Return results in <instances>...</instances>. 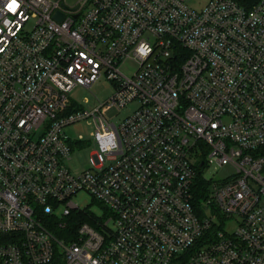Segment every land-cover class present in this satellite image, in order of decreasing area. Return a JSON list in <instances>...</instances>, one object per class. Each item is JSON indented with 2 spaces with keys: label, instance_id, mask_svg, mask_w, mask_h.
Here are the masks:
<instances>
[{
  "label": "built area",
  "instance_id": "obj_1",
  "mask_svg": "<svg viewBox=\"0 0 264 264\" xmlns=\"http://www.w3.org/2000/svg\"><path fill=\"white\" fill-rule=\"evenodd\" d=\"M0 264H264V0H0Z\"/></svg>",
  "mask_w": 264,
  "mask_h": 264
},
{
  "label": "rangeland",
  "instance_id": "obj_2",
  "mask_svg": "<svg viewBox=\"0 0 264 264\" xmlns=\"http://www.w3.org/2000/svg\"><path fill=\"white\" fill-rule=\"evenodd\" d=\"M208 0H190L191 6L195 8L203 7ZM136 68L135 61L129 59L121 67L125 73H131ZM115 84L105 74L101 75L90 87L76 86L70 93L71 99L74 104H79L85 109H92L100 102H105L115 92ZM137 106V102H132L125 106L121 113L114 117L115 120L119 119L129 113ZM94 125L91 123L90 118L82 119L74 124L66 127L67 133L74 138L81 139L83 146L76 148L72 152V158L70 159V165L72 170H82L89 166L91 152L94 147L92 131ZM233 173V168L229 164H225L220 168L218 173H215V177L227 178ZM208 175L213 174V170L210 169L207 172ZM78 203L82 206H89L97 213H102L105 207L98 203L92 195L87 192H83L78 196H75ZM233 225L229 226L232 230Z\"/></svg>",
  "mask_w": 264,
  "mask_h": 264
},
{
  "label": "trees",
  "instance_id": "obj_3",
  "mask_svg": "<svg viewBox=\"0 0 264 264\" xmlns=\"http://www.w3.org/2000/svg\"><path fill=\"white\" fill-rule=\"evenodd\" d=\"M200 182H201L200 185H203V187H204V184L206 185V181L203 178H200ZM196 196H197V201L200 202L202 200V198L205 196L204 189L201 190L200 192H198V194Z\"/></svg>",
  "mask_w": 264,
  "mask_h": 264
}]
</instances>
